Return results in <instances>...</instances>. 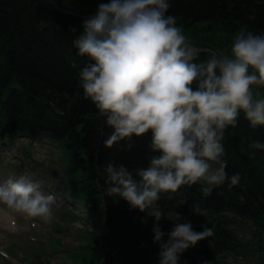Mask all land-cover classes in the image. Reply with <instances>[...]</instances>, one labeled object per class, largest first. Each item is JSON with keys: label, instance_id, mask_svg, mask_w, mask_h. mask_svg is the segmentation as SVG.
Returning <instances> with one entry per match:
<instances>
[{"label": "clouds", "instance_id": "clouds-1", "mask_svg": "<svg viewBox=\"0 0 264 264\" xmlns=\"http://www.w3.org/2000/svg\"><path fill=\"white\" fill-rule=\"evenodd\" d=\"M169 8V0L101 2L73 41L77 55L88 58L79 72L83 96L113 130L105 147L151 134L148 166L133 173L109 163L106 192L154 218L159 264H178L184 251L214 235L206 226L194 231L175 213L162 240L161 194L201 183L210 195L226 181L237 185L239 174L229 177L222 159L225 131L236 127L241 113L250 127L264 126V97L254 91L264 88V33L241 27L227 54L209 53L199 61L201 50L167 14ZM249 147L264 149V143ZM55 202L54 194H45L27 175L0 185V203L45 223L52 220ZM198 212L194 205L193 213Z\"/></svg>", "mask_w": 264, "mask_h": 264}, {"label": "trees", "instance_id": "trees-1", "mask_svg": "<svg viewBox=\"0 0 264 264\" xmlns=\"http://www.w3.org/2000/svg\"><path fill=\"white\" fill-rule=\"evenodd\" d=\"M169 3L167 14L179 26L214 25L233 37L241 27L264 33V0ZM80 32L74 19H62L39 0H0V98L8 95L6 121L14 131L56 142L58 161L66 172L61 182L67 193L83 202L87 213L91 229L87 264H146L157 247L153 243L154 218L107 195L105 168L109 163L133 173L146 168L153 155L148 146L151 134L105 147L113 130L80 87L79 72L88 63L73 46ZM255 141L264 143V129L250 127L240 115L236 127L225 131L222 158L228 176L239 174V183L229 187L226 181L210 195L204 193L201 183L161 194L157 203L163 217L158 224L165 235L179 213L180 222H190L196 232L202 226L212 229L214 235L196 247L205 258L241 256L247 263L258 264L257 249L264 254V149H251L249 145ZM252 152L255 155L250 157ZM194 205L199 208L197 214ZM242 224L251 229L249 240L239 239L230 229Z\"/></svg>", "mask_w": 264, "mask_h": 264}, {"label": "rangeland", "instance_id": "rangeland-1", "mask_svg": "<svg viewBox=\"0 0 264 264\" xmlns=\"http://www.w3.org/2000/svg\"><path fill=\"white\" fill-rule=\"evenodd\" d=\"M59 1L60 8L67 13H72L77 16H82L75 18V21L78 25V30H82V21L93 14L97 8V3L95 0H52ZM177 22V21H176ZM177 26H179L177 24ZM182 28L184 35L192 43V45L200 49L199 58L203 56H208L209 53H214L217 55L227 54L230 50L233 36L229 33H226L223 29L218 28L214 25L209 24H199L194 27L179 26ZM254 91L261 97H264V88H254ZM40 160L46 158V156L40 154L38 155ZM57 187V184H54V187ZM59 193H56V196H59ZM61 197V195H60ZM5 208V213L0 217V264H22L19 262L18 258L6 256L7 252L10 250L17 255L24 256L26 260H30L31 255L37 249L44 248L46 240L44 239L46 235L56 238L59 240V249L53 252H45V257L52 264H71V260L75 261L80 255H85V242L80 240V231L84 227L83 222H80L79 225L73 227L72 224L54 225V222H59L60 216L62 213L66 212L61 205H57L53 210V217L50 222L45 223L39 218H30L21 213L15 212L6 205H2ZM76 213L83 217V210L79 208L76 209ZM83 221V220H82ZM11 222V225H9ZM48 223L53 224L54 228H51ZM13 224V225H12ZM10 227L9 229H6ZM83 239H88V236L82 235ZM38 251V250H37ZM4 259H7L9 262H3ZM27 262V261H26Z\"/></svg>", "mask_w": 264, "mask_h": 264}]
</instances>
